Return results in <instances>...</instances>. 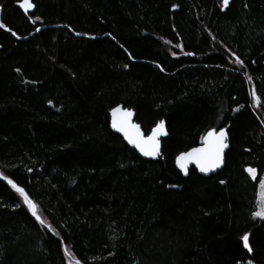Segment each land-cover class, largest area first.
Segmentation results:
<instances>
[{"label":"trees","instance_id":"1","mask_svg":"<svg viewBox=\"0 0 264 264\" xmlns=\"http://www.w3.org/2000/svg\"><path fill=\"white\" fill-rule=\"evenodd\" d=\"M19 1L0 0V174L57 235L0 180V264H264V0ZM116 105L144 134L164 120L158 159L110 129ZM225 125L219 171L176 168Z\"/></svg>","mask_w":264,"mask_h":264},{"label":"snow or ice","instance_id":"2","mask_svg":"<svg viewBox=\"0 0 264 264\" xmlns=\"http://www.w3.org/2000/svg\"><path fill=\"white\" fill-rule=\"evenodd\" d=\"M222 5L226 6L228 0H221ZM34 4L30 0H20L19 8L24 9L26 12L33 9ZM173 7H176L173 5ZM36 20H39L40 17H36ZM0 28L5 29L6 31H11L6 27V25L0 22ZM40 29L36 28L38 32ZM13 36H16L17 33L12 31ZM20 38V37H17ZM180 47V45H176ZM227 51V50H226ZM187 55H192L191 52L186 53ZM175 55V53H173ZM233 55V62L237 65L243 66V61L239 58H236ZM131 58V56L129 57ZM159 67V65H157ZM124 67H127L125 65ZM19 71V69H17ZM163 71V69H161ZM250 79V78H249ZM253 104H258L260 101L257 98L255 91L251 93ZM51 104V101H49ZM236 111V109H233ZM111 115V128L115 132L120 133L123 136V139L134 148L141 156L144 157H157L160 152V142L158 137L165 135L164 120L158 121L151 131L146 135L141 131V126L132 122V111L128 108H121L119 105L110 109ZM226 135L224 128H220L219 131L209 129L206 133L200 136V143L197 147H192L185 152L179 153L175 157V163L177 168L184 173L188 168L189 164H194L195 168L198 169L201 173H208L218 168L221 164L222 153L227 147L226 144ZM31 171V169H29ZM256 169L252 167H246L245 172L249 174L253 179L256 178ZM0 180L6 181V183L11 186V188L19 194L23 205L26 206L27 211L31 214L33 218L45 228L48 229L53 235H57L55 230L38 215L37 205L29 198L26 194L23 187L17 186V183L13 179L9 178L7 175L0 174ZM223 183V181H221ZM252 217L259 218L264 220V178H261L260 185L257 191V207L256 210L251 213ZM240 242L243 249L247 250L249 253L252 251L250 247L249 233L245 232L240 236ZM63 247V242H61ZM64 255L69 258V264H72L71 253L64 249ZM75 264H80V261H75ZM251 264V261H249Z\"/></svg>","mask_w":264,"mask_h":264},{"label":"water","instance_id":"3","mask_svg":"<svg viewBox=\"0 0 264 264\" xmlns=\"http://www.w3.org/2000/svg\"><path fill=\"white\" fill-rule=\"evenodd\" d=\"M229 1L230 0H228V3H229ZM20 2V1H19ZM19 2H18V4H17V6H18V8H19ZM30 2H32L31 0H30ZM224 6V5H223ZM227 6V5H226ZM225 7V6H224ZM23 13H25V14H27V13H32L33 11H34V7H33V9H31V10H28L27 12L24 10V9H21V8H19ZM117 106V105H116ZM121 108H124L122 105H119ZM131 111H132V122L133 123H136V124H138L139 125V123L138 122H136L135 121V113H134V111L132 110V109H130ZM109 123L111 124V115H110V121H109ZM220 128H224V130H225V135H226V144H227V147L224 149V151H223V153H222V160H221V164H220V166L218 167V168H216V169H214L213 171H210V172H208V173H201L198 169H196L195 168V165L194 164H189L188 165V168L186 169V171L183 173V174H187V172H188V170L189 169H191L192 167H194L195 169H196V171L200 174V175H202V176H209V175H211V174H214V173H216L217 171H219L223 166H224V158H225V153H226V151H227V149H228V146H229V143H228V132H227V128H228V125H225V126H223V127H219V128H210V129H213V130H215V131H219V129ZM110 129L114 132V133H116L117 135H119L122 139H123V136L120 134V133H117V132H115V130H113L112 128H111V126H110ZM152 129V128H151ZM164 129H165V125H164ZM141 131H142V129H141ZM151 131V130H150ZM208 131V130H207ZM206 131V132H207ZM143 132V131H142ZM205 132V133H206ZM165 133H166V129H165ZM146 135V134H145ZM166 135V134H165ZM165 135H162V136H160V137H158V140H159V142H160V138H162V137H164ZM124 140V139H123ZM124 142L127 144V142L124 140ZM128 145V144H127ZM130 148H132L130 145H128ZM197 146H199V144L197 145ZM197 146H195V147H197ZM132 149H134V148H132ZM135 150V149H134ZM136 151V150H135ZM137 152V151H136ZM159 152H160V149H159ZM185 152V151H184ZM137 154L140 156V157H142V158H144V159H151V160H156V159H158L159 158V156H160V154L157 156V157H155V158H153V157H144V156H141L138 152H137ZM175 166H176V163H175ZM176 168H177V166H176ZM178 170H179V168H177ZM180 171V170H179ZM181 172V171H180Z\"/></svg>","mask_w":264,"mask_h":264},{"label":"rangeland","instance_id":"4","mask_svg":"<svg viewBox=\"0 0 264 264\" xmlns=\"http://www.w3.org/2000/svg\"><path fill=\"white\" fill-rule=\"evenodd\" d=\"M262 178H264V174H263ZM259 185H260V182L258 184V188H259ZM257 191H258V189H257ZM256 207H257V200H256ZM67 264H69V259L67 260ZM72 264H75V262L73 260H72ZM245 264H249V262H246ZM251 264H253V263L251 262Z\"/></svg>","mask_w":264,"mask_h":264}]
</instances>
